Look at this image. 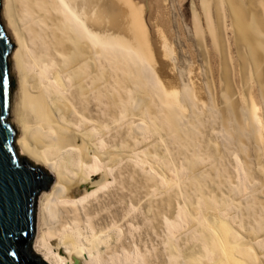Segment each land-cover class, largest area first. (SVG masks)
Listing matches in <instances>:
<instances>
[{
    "label": "bare ground",
    "instance_id": "6f19581e",
    "mask_svg": "<svg viewBox=\"0 0 264 264\" xmlns=\"http://www.w3.org/2000/svg\"><path fill=\"white\" fill-rule=\"evenodd\" d=\"M182 1L177 0L180 5ZM2 2L1 22L15 42L10 65L17 76V90L9 108L13 110L9 121L19 129L14 141L18 142L17 148H22L19 153L26 151L22 156L48 166L53 175L48 188L39 192L40 195L46 190L39 198L38 233L36 238L33 236L32 251L34 248L47 264H146L127 252L107 257L123 228L118 223L100 225L93 202L113 183V169L129 155L123 149L124 142L109 143L107 136L113 126L121 128L128 123L131 136L136 137L149 132L161 135L159 114L177 136L185 126V102L205 103L207 90L198 65L190 68L187 82L176 63L172 13L175 4L170 0ZM198 3L206 13L215 47L209 49L213 80L223 84L216 25L206 8L208 0ZM145 9L149 24L144 18ZM231 9L232 29L246 38L249 50L254 52L255 46H264L261 27L254 22L247 25L237 10ZM198 11L193 0L196 24L200 19ZM236 62L233 64L238 76L241 71ZM112 69L131 83L123 93L110 85ZM259 87L260 92L252 86L251 105L243 113L246 128L252 127L264 142V85ZM95 93L99 98L119 96L115 102L119 109L113 113L108 110L110 121L95 118L91 109ZM224 99L228 101L226 95ZM153 106L157 107L155 112ZM100 145L103 150H99ZM144 154H148L146 147L134 156L138 167L173 186L174 182L152 165L144 167ZM192 174L197 176L196 172ZM237 205L234 201L225 208ZM187 216L191 230H199L202 244L199 251L191 249L186 255L173 245L172 263L264 264L262 222L244 226L237 214L225 213L217 199L193 205Z\"/></svg>",
    "mask_w": 264,
    "mask_h": 264
},
{
    "label": "rangeland",
    "instance_id": "374dc122",
    "mask_svg": "<svg viewBox=\"0 0 264 264\" xmlns=\"http://www.w3.org/2000/svg\"><path fill=\"white\" fill-rule=\"evenodd\" d=\"M198 1L195 0V3L200 19L196 24L192 13L193 0H184L181 5L177 0H170L171 4H175L172 13L177 66L188 82L190 68L198 65L201 81L207 90L205 103L191 105L185 102V118L182 121L185 126L177 136L159 114L157 123L161 135L149 132L138 137L131 136L132 130L127 123L121 128L113 124L117 128L113 126L107 136L110 144L124 142L123 149H127L129 154L113 169V183L93 202L100 225L118 223L123 228L122 235L105 252L108 258L116 254L123 256L127 252L146 264H174L170 258L173 245L180 248L184 255L191 249L199 251L202 244L199 230H191L187 214L193 205H199L202 200L217 199L225 213L237 214L244 226L254 225L256 221L264 224V142L252 127L246 128L243 113L251 105L252 86H256L258 91L259 85H264V46H255L252 49L254 52L249 50L246 38L241 32L236 33L234 27L232 29L231 9L234 7L247 25L257 23L264 33V0H208L206 8L214 27L216 25L223 84L213 80L209 49L215 50V47L206 13ZM145 13V21L149 24L146 9ZM204 32L207 33L204 35ZM236 60L237 69L241 71H238V76H235L233 64ZM120 75L112 69L109 82L123 93L131 83ZM13 76L15 82L11 88L15 92L11 93L15 95V72ZM262 90L264 92V87ZM224 95L228 98L227 102ZM118 99L117 94L99 98L95 93L91 103L95 118L110 121L108 110L110 113L117 110L115 102ZM156 103L159 107L158 101ZM156 108L153 106L152 112ZM143 147L148 153L141 156L146 159L144 167L152 165L159 174L173 181V186L138 167L134 156ZM98 148L103 150L104 147L100 145ZM192 172H196L197 176ZM41 194H37L34 204L37 205L34 213L38 214L34 215L35 238ZM234 201L239 205L225 208L227 203Z\"/></svg>",
    "mask_w": 264,
    "mask_h": 264
},
{
    "label": "water",
    "instance_id": "95a60500",
    "mask_svg": "<svg viewBox=\"0 0 264 264\" xmlns=\"http://www.w3.org/2000/svg\"><path fill=\"white\" fill-rule=\"evenodd\" d=\"M2 4V0H0ZM2 7L0 6V9ZM0 13V264H47L31 248L34 236L36 196L47 189L53 179L48 166L33 164L19 153V129L9 121L13 98V72L10 53L15 43L9 37Z\"/></svg>",
    "mask_w": 264,
    "mask_h": 264
}]
</instances>
